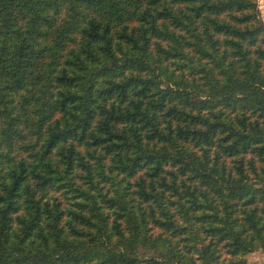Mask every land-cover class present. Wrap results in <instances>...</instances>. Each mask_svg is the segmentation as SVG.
I'll use <instances>...</instances> for the list:
<instances>
[{
	"label": "trees",
	"instance_id": "16d2710c",
	"mask_svg": "<svg viewBox=\"0 0 264 264\" xmlns=\"http://www.w3.org/2000/svg\"><path fill=\"white\" fill-rule=\"evenodd\" d=\"M258 249L257 0H0V264Z\"/></svg>",
	"mask_w": 264,
	"mask_h": 264
},
{
	"label": "rangeland",
	"instance_id": "374dc122",
	"mask_svg": "<svg viewBox=\"0 0 264 264\" xmlns=\"http://www.w3.org/2000/svg\"><path fill=\"white\" fill-rule=\"evenodd\" d=\"M259 4V9L261 11V16L264 19V0H257ZM243 264H264V250L258 249L254 250L246 255Z\"/></svg>",
	"mask_w": 264,
	"mask_h": 264
}]
</instances>
